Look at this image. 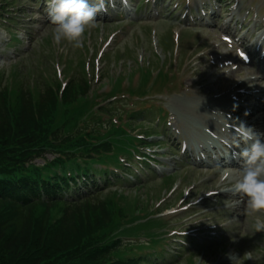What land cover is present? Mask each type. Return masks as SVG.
<instances>
[{"label": "rangeland", "instance_id": "obj_1", "mask_svg": "<svg viewBox=\"0 0 264 264\" xmlns=\"http://www.w3.org/2000/svg\"><path fill=\"white\" fill-rule=\"evenodd\" d=\"M94 1L90 0V3ZM208 2L213 3L217 11L202 14L201 17L206 16L213 22L208 24L202 20V24L192 23L190 14L193 19L200 18L198 13L201 14L206 4L210 6ZM250 2L166 0L163 3V0H127L130 14L122 8L109 10L103 18H96L95 27L86 31L82 46L74 48L67 41L60 44L54 42V25L47 14L44 0H0V83L8 86L13 102L18 97L19 88L24 89L26 83L35 98L45 89V82L59 89L66 84L83 86L85 79L82 77L90 63L93 78L91 83L86 79L90 89L80 92V86L77 101L66 109L62 106L53 115V125L66 122L65 127L78 126L74 133L80 130L79 138L60 143L56 149L59 151L51 148L46 155L47 160L59 158L64 151L76 150V155L89 154L83 152L86 147L92 149L91 154L98 158L113 152L123 157L136 145L135 139L125 131L118 136V128L122 125H136L139 132L132 130V134L146 132L142 129L144 126L157 133L155 124L164 131L161 136L146 140L152 146L140 150V154L149 156L153 159L152 163L157 164L153 172L142 175L140 181L133 180V186L117 185L104 188L97 194L108 202V208L114 210L110 234L114 237L124 236V244L131 242L124 248L129 254L139 256L152 252L156 256L150 257L151 263L157 264H232L226 253L234 252L241 257L240 264H249L242 257L246 251H253L261 259L258 262L252 260L251 263L264 264V234L256 232L253 226L257 217L247 214L246 198L238 196L233 190L241 173H232L223 180V170L214 167L213 159L207 154H204L205 164L193 165L191 151L200 140L205 139L201 135L203 128L193 124L196 120L205 127L214 130L220 128L221 124L215 119L217 116L209 111L211 106L219 104V99H216L218 92L227 90L240 80L252 90L264 87V69L262 61L258 62L259 55L255 54V61L253 59L258 63L247 66L231 49L233 45L236 47L243 34L247 50L250 52L256 48L261 31L256 30L253 37L248 31L257 19L264 21V0H256L255 6ZM228 22L236 33L235 36L230 33L233 39L231 44L225 41L226 44H222L223 34L229 35L224 32ZM147 26L155 27L157 36ZM176 29L179 49L172 39V32ZM161 49L169 55L168 62ZM178 50L180 57L177 56ZM117 54L124 56L120 59L116 57ZM165 57V65H169L167 79L159 87H151L143 104L142 100L135 101V95L125 93L119 94V98L113 100V105L106 106L105 112L97 111L100 108L98 105L108 97L105 91L110 89L111 77L120 75L117 80L121 81L125 74L129 75L139 64L147 65L149 61L153 64V71H156L162 63L160 59ZM175 58L176 61H170ZM231 59L237 62L221 68ZM239 63L242 64L241 68L228 71ZM251 76H258L260 80L247 79ZM137 81L136 74L130 86L133 87ZM244 100L241 99L242 102ZM157 106L167 111L164 112L167 115L165 122L161 119L158 121L156 112L142 118H139L138 112H134L143 111L146 107L155 111ZM260 114L264 116V106L263 111L257 113ZM242 117L243 114L233 116L234 119ZM134 119H137L136 122ZM183 141L189 145L185 151L181 144ZM104 142L112 144L105 148L101 145ZM186 156H189L187 162L190 167L186 163ZM62 159L65 163L58 171L84 166L82 160L70 161L66 153ZM135 161L139 160L135 158ZM36 162L45 163L42 158ZM43 168L49 170L53 165H44ZM206 169L209 171L206 172ZM149 208L151 211L157 208L153 214L156 220H143L140 217L139 212ZM159 211L161 213L155 216ZM127 216L134 220H126ZM260 217L264 218V213ZM128 222L131 223L130 227L126 226ZM215 226L221 229L210 233L217 229ZM211 237L215 241L225 238L226 242L222 243L221 249L209 247L208 244H205L206 248L199 245Z\"/></svg>", "mask_w": 264, "mask_h": 264}, {"label": "trees", "instance_id": "obj_2", "mask_svg": "<svg viewBox=\"0 0 264 264\" xmlns=\"http://www.w3.org/2000/svg\"><path fill=\"white\" fill-rule=\"evenodd\" d=\"M85 76L83 86L68 85L60 94L58 87L45 82L37 98L26 83L14 102L8 86L0 83V264H157L146 256L129 254L124 250L128 244L110 234L115 213L97 195L109 183L116 185L106 177L107 168L92 163L76 168L85 175L78 186L79 180L65 170L59 174L65 163L62 158L47 160L45 165H53L49 170L34 162L47 159L51 148L59 151L60 143L71 142L81 133H74L75 124L53 125V115L77 101L80 86V92L90 89ZM64 153L71 161L78 156L76 150ZM81 156L92 159L88 153ZM97 174L104 176L106 186L98 184ZM120 184L135 183L120 179Z\"/></svg>", "mask_w": 264, "mask_h": 264}, {"label": "clouds", "instance_id": "obj_3", "mask_svg": "<svg viewBox=\"0 0 264 264\" xmlns=\"http://www.w3.org/2000/svg\"><path fill=\"white\" fill-rule=\"evenodd\" d=\"M105 0H48L47 14L53 28V39L56 44L67 41L74 48L82 46L83 36L89 29L95 27L97 14L105 12ZM238 141L246 147L240 150L239 156L243 161L241 176L234 184V192L246 198L248 215L256 216L254 229L264 232V132H258L253 127L241 122L234 127ZM230 173H225L227 179ZM232 264H240L241 257L234 252L226 253ZM243 260L259 261L261 257L253 251H246Z\"/></svg>", "mask_w": 264, "mask_h": 264}, {"label": "bare ground", "instance_id": "obj_4", "mask_svg": "<svg viewBox=\"0 0 264 264\" xmlns=\"http://www.w3.org/2000/svg\"><path fill=\"white\" fill-rule=\"evenodd\" d=\"M250 78H255L258 81L260 80V78H258V76H251V77H248L247 79H250ZM251 98H256L259 101H264V87L260 88L256 92H254V93H252L246 97V99H248V100H250ZM219 100L226 101L227 98L225 97V95H222L219 98ZM232 108H234V112L238 113V114H242V113L251 114V113L255 112L256 110L261 109L263 107L261 106V104H257V102L250 100V102H248L246 104L245 103L244 104H241V103L235 104L234 106H232ZM260 118H261V116L255 118V119H251L249 117H246L242 120V122L245 123L246 125H249V124H253V123H258L260 121ZM193 124L195 126H199V125H201V122L199 120H196ZM204 127L205 126H203V128ZM227 134L230 135L231 137H235L234 129H228ZM201 135L205 136V138L208 137V134H206L205 132H203ZM210 144H212V142ZM214 147H217V146L214 145ZM232 158H234V157L233 156L223 157V159H232Z\"/></svg>", "mask_w": 264, "mask_h": 264}]
</instances>
